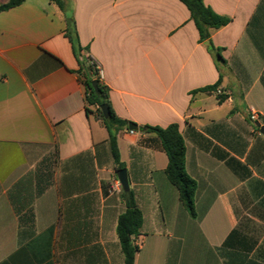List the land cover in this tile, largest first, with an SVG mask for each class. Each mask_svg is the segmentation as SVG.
Masks as SVG:
<instances>
[{"label":"crops","instance_id":"obj_1","mask_svg":"<svg viewBox=\"0 0 264 264\" xmlns=\"http://www.w3.org/2000/svg\"><path fill=\"white\" fill-rule=\"evenodd\" d=\"M71 1L115 113L139 128L117 140L143 214L135 264H264V0H204L231 19L212 33L224 102L202 91L220 73L181 1ZM65 29L49 0L0 12V264H124L123 189ZM174 123L196 217L141 132Z\"/></svg>","mask_w":264,"mask_h":264},{"label":"trees","instance_id":"obj_2","mask_svg":"<svg viewBox=\"0 0 264 264\" xmlns=\"http://www.w3.org/2000/svg\"><path fill=\"white\" fill-rule=\"evenodd\" d=\"M25 0H9L8 3L0 5V12L10 10L21 5ZM55 4L63 13L66 21L65 37L70 41L74 55L79 64L78 73L86 87V110L88 113L94 110L109 134V146L114 160L115 170L118 173L126 168L121 161L118 148V135L122 130H128L131 122L123 120L115 113L109 100V88L103 83L100 76V68L97 62L89 55V48L81 45L77 24L74 17L71 0H49ZM189 10L191 19L195 23L200 36V42L207 46L213 57L220 77L217 83L205 87L202 91H216L223 81V69L226 61L222 55V49L217 48L212 42V33L215 30L227 26L231 19L217 14L204 0H179ZM96 83L97 89L92 86ZM219 102L226 100L225 95H218ZM107 105L109 117L104 118L101 106ZM141 132L154 134L161 142L163 150L168 157V165L165 174L169 182L178 190L180 201L189 211L192 217H196L195 195L197 183L186 172L185 157L186 147L178 124L174 123L166 128L146 125ZM125 212L119 217L117 224V236L123 251L124 264H135L139 248L135 245V238L139 236L143 226V214L138 207L133 190L123 191Z\"/></svg>","mask_w":264,"mask_h":264},{"label":"water","instance_id":"obj_3","mask_svg":"<svg viewBox=\"0 0 264 264\" xmlns=\"http://www.w3.org/2000/svg\"><path fill=\"white\" fill-rule=\"evenodd\" d=\"M92 86H93V88L95 90L97 89L96 83H93ZM101 111H102V114H103L104 118L107 119L109 117V108H108V106L107 105L101 106ZM256 126L260 128L261 133L264 135V127H261V125L259 123H257ZM128 130L135 132V131H138L139 128L137 127V125H135L133 123H130L128 125ZM117 176H118L119 183H120L123 191H129L130 190V185H129L127 170L126 169L120 170L117 173Z\"/></svg>","mask_w":264,"mask_h":264},{"label":"built area","instance_id":"obj_4","mask_svg":"<svg viewBox=\"0 0 264 264\" xmlns=\"http://www.w3.org/2000/svg\"><path fill=\"white\" fill-rule=\"evenodd\" d=\"M215 92H216L217 94H219V95L221 94V92H220L219 89H217ZM250 120L253 121V122L256 121V120H257V114H256V113H252L251 116H250ZM129 132H130L131 134L134 133V131H130V130H129ZM135 245L139 248V246H140L141 244L138 242V243H136Z\"/></svg>","mask_w":264,"mask_h":264}]
</instances>
